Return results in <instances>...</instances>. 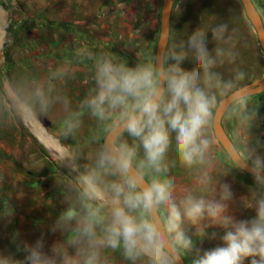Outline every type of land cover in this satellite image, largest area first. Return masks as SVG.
Returning <instances> with one entry per match:
<instances>
[{
	"label": "clouds",
	"instance_id": "9594fccd",
	"mask_svg": "<svg viewBox=\"0 0 264 264\" xmlns=\"http://www.w3.org/2000/svg\"><path fill=\"white\" fill-rule=\"evenodd\" d=\"M234 32L219 23L207 30L197 27L177 40L170 25L162 26L157 52L144 62L130 66L110 53L101 54L95 62L96 88L85 103L100 121H112L106 128L108 139L97 152V168L121 179L101 189L96 173H90L78 190L79 211L69 208L46 230L38 228L32 240L15 231L11 242L22 259L0 255V264H107L100 256L104 248L122 249L133 262L146 256L149 264H184L189 254L191 264H264V156L256 149L238 162L255 181L252 215L233 211L235 193L227 182L211 197L189 193L177 202L171 180L160 178L168 172L165 156L173 137L183 166L205 163L218 96L246 78L237 71L224 80L214 71L218 64L235 61ZM210 42L216 46L210 48ZM185 63L194 66L186 68ZM247 100L241 97L237 104L243 108ZM41 103L47 107L43 97ZM78 126L74 120L68 131ZM124 133L139 144L118 142ZM137 147L143 149L138 164ZM210 183L205 173L202 189L209 190ZM107 194L111 209L105 215L103 203L95 202H104ZM185 221L201 244L208 240L217 242L215 246L197 247L181 227ZM57 233L68 237L49 242V234Z\"/></svg>",
	"mask_w": 264,
	"mask_h": 264
},
{
	"label": "rangeland",
	"instance_id": "374dc122",
	"mask_svg": "<svg viewBox=\"0 0 264 264\" xmlns=\"http://www.w3.org/2000/svg\"><path fill=\"white\" fill-rule=\"evenodd\" d=\"M253 2L264 21V0ZM22 7L21 3L13 0H0V41L5 37V59L13 36L39 21L38 18L24 17ZM193 9L195 11L189 18L186 15L184 17L179 8L176 10L174 31L177 40L186 39L197 27L207 30L208 26L227 23L230 32L235 30L232 47L238 55L234 62L218 64L214 71L220 73L224 80H231L237 71L244 72L246 78L238 82L236 88L260 80L264 76V53L240 1L198 0ZM6 23L7 28L4 30ZM215 46V42H210V48ZM221 46L227 47L223 44ZM183 66L191 68L194 65L185 63ZM6 75L5 63V67H0V255L22 259V254L16 251L11 242L15 231L19 230L26 239L32 240L38 235V228L46 230L69 208L79 211L78 190L83 188L84 178L90 173H96L97 184L101 189L113 182H119L121 178L98 169L96 165L97 152L103 145L106 128L112 121L102 122L95 117L94 121L79 124L86 130L77 134L76 128L69 132L68 124L64 126L63 123H51L45 114L38 112L35 124L39 127L47 125L53 133L60 135L62 144L57 145L58 152L52 151L39 143L29 128L32 123L25 122L23 114L15 109L13 100L8 96ZM224 96H218V103ZM244 113H248V116L243 117ZM223 127L242 157L253 148L259 155L264 156V93L249 97L243 108L237 102L233 104L223 118ZM208 135L212 145L205 163L191 169L181 164L173 137L165 156L168 172L160 178L171 180L177 202L189 193L196 197H211L218 193L221 184L227 182L235 193L233 211L252 215L250 204L255 187L253 177L239 170L230 161L215 139L212 125L208 129ZM118 142L127 143L129 146L139 144V141L126 133ZM141 159L143 149L137 147L134 163L138 164ZM205 173L211 181L207 191L200 184V178ZM110 201L111 195L107 194L104 202L95 203H103V214L107 215L111 209ZM181 227L201 249H209L217 243L205 240L201 244L194 236V227L187 221ZM216 230L222 233V230ZM67 237L68 233L49 234L48 240H66ZM100 256L107 264H149L146 256H141L134 262L125 258L122 249L104 248L101 249ZM192 258L190 254L186 255L185 264H191Z\"/></svg>",
	"mask_w": 264,
	"mask_h": 264
},
{
	"label": "crops",
	"instance_id": "0c3cea01",
	"mask_svg": "<svg viewBox=\"0 0 264 264\" xmlns=\"http://www.w3.org/2000/svg\"><path fill=\"white\" fill-rule=\"evenodd\" d=\"M13 1L22 4L24 17L39 21L13 36L6 59L5 37L1 38L0 67L6 63L8 96L24 121L32 123L29 128L38 141L33 130L42 134L43 146L62 143L47 125L35 124L38 112L64 126L77 119L79 124L95 120L85 101L94 94L95 62L101 54L110 53L130 66L155 55L163 0ZM197 2L175 0L173 30L176 10L192 17ZM42 97L47 107L42 106ZM85 130L76 128L77 134Z\"/></svg>",
	"mask_w": 264,
	"mask_h": 264
},
{
	"label": "water",
	"instance_id": "95a60500",
	"mask_svg": "<svg viewBox=\"0 0 264 264\" xmlns=\"http://www.w3.org/2000/svg\"><path fill=\"white\" fill-rule=\"evenodd\" d=\"M239 1L242 4L244 12L257 35L259 46L262 52L264 53V23H261L263 21L261 18V15L259 11L257 10L253 0H239ZM174 3H175V0H163L160 11H159V29L162 26L164 28H167L169 25L171 26V16H172V10L174 7ZM169 7L171 8L170 13H169ZM158 43L159 41L157 39L155 54L157 52ZM262 93H264V76L260 80L254 83H251L249 85L238 87L234 89L233 91H231L226 96H224L217 104V107L213 115L212 130H213L215 139L218 141L220 146L223 148L226 155L229 157L230 161L239 170H241L247 175H250V174L245 172L243 168L239 166L238 162L241 161L242 156L239 153L233 141L228 136L227 132L225 131L223 127V118L226 112L228 111V109L233 104H235L238 101V99H240L241 97L249 98V97L260 95ZM247 116H248V113L243 114V117H247ZM107 139H108V133L106 134L104 138L103 144L106 142ZM184 264H185V260H184Z\"/></svg>",
	"mask_w": 264,
	"mask_h": 264
},
{
	"label": "bare ground",
	"instance_id": "6f19581e",
	"mask_svg": "<svg viewBox=\"0 0 264 264\" xmlns=\"http://www.w3.org/2000/svg\"><path fill=\"white\" fill-rule=\"evenodd\" d=\"M34 133H36L38 135L39 141H42V134L39 133V131L37 130V128H35L33 130ZM36 136V135H35ZM43 142V141H42ZM44 146L52 151H57L58 152V146L55 144L49 145V144H44Z\"/></svg>",
	"mask_w": 264,
	"mask_h": 264
},
{
	"label": "flooded vegetation",
	"instance_id": "af4514ba",
	"mask_svg": "<svg viewBox=\"0 0 264 264\" xmlns=\"http://www.w3.org/2000/svg\"><path fill=\"white\" fill-rule=\"evenodd\" d=\"M207 29H210V27L208 26V28H207ZM124 134H125V133H124ZM124 134H123V135H124ZM123 135H122V136H123Z\"/></svg>",
	"mask_w": 264,
	"mask_h": 264
},
{
	"label": "trees",
	"instance_id": "16d2710c",
	"mask_svg": "<svg viewBox=\"0 0 264 264\" xmlns=\"http://www.w3.org/2000/svg\"><path fill=\"white\" fill-rule=\"evenodd\" d=\"M31 26H34V25H31Z\"/></svg>",
	"mask_w": 264,
	"mask_h": 264
}]
</instances>
